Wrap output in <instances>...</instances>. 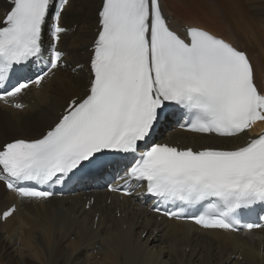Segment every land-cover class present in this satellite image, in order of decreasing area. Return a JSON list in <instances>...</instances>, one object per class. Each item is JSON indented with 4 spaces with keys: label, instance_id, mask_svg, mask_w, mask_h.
Returning <instances> with one entry per match:
<instances>
[{
    "label": "snow or ice",
    "instance_id": "obj_1",
    "mask_svg": "<svg viewBox=\"0 0 264 264\" xmlns=\"http://www.w3.org/2000/svg\"><path fill=\"white\" fill-rule=\"evenodd\" d=\"M7 4L0 17V101L23 109L22 93L69 68L59 48L69 32L60 22L69 0ZM96 18L83 94L68 98L56 122L37 138L0 144V183L20 198L46 200L54 193L37 185L61 184L87 166L102 171L111 164L110 153H122L134 160L120 178L123 195L133 194L129 186L143 188L157 199V213L204 229L237 230V210L264 205V131L231 148L152 139L173 105L196 133L236 137L264 121V88L248 55L198 26H185L182 37L170 27L161 0H100ZM33 60L43 61L47 71L11 83L14 66ZM82 68L77 64L72 71Z\"/></svg>",
    "mask_w": 264,
    "mask_h": 264
},
{
    "label": "bare ground",
    "instance_id": "obj_2",
    "mask_svg": "<svg viewBox=\"0 0 264 264\" xmlns=\"http://www.w3.org/2000/svg\"><path fill=\"white\" fill-rule=\"evenodd\" d=\"M209 1L212 16L192 0H161V4L174 30L182 32L192 25L230 38L223 33L225 26H219L225 23L253 61L263 85L264 0ZM177 3L181 9L175 7ZM99 4L100 0H69L60 21L69 32L59 44L69 68L56 70L40 88L30 87L22 93L18 99L24 102L23 109L0 101V144L14 138H37L52 125L68 98L83 94ZM7 7L6 0H0V17ZM49 42H45L46 49ZM77 64L83 68L73 72ZM263 127L264 123L259 130ZM166 129L184 140L193 137L197 147L231 148L250 136L188 135L176 123ZM101 180L98 176L95 184ZM91 195L94 201L85 209ZM12 203L16 211L0 223V264H264V230L244 236L222 229H198L183 221L157 220L136 199H119L87 185L83 194L37 201L22 199L0 183V205L5 208Z\"/></svg>",
    "mask_w": 264,
    "mask_h": 264
},
{
    "label": "rangeland",
    "instance_id": "obj_3",
    "mask_svg": "<svg viewBox=\"0 0 264 264\" xmlns=\"http://www.w3.org/2000/svg\"><path fill=\"white\" fill-rule=\"evenodd\" d=\"M186 1H188V0H186ZM192 1H194L195 2V4L197 5V7H198V9H201L202 11H204V12H206V14H209V16H212L211 15V10L212 9H210L209 10V8L207 7V6H209V0H202L201 2L199 1V0H192ZM175 7L177 8V9H181V6H180V4L179 3H177V5H175ZM167 8V7H166ZM217 13V12H216ZM192 14L193 13H187V15L189 16V17H192ZM219 26H222V29H223V26H225V29H224V32L223 33H225V34H227V35H230L231 37L230 38H234L235 39V36H233V34H230V33H232L231 32V30H229V29H227L228 27H227V25L225 24V23H223V22H221V23H219ZM227 27V28H226ZM239 41V40H238Z\"/></svg>",
    "mask_w": 264,
    "mask_h": 264
}]
</instances>
